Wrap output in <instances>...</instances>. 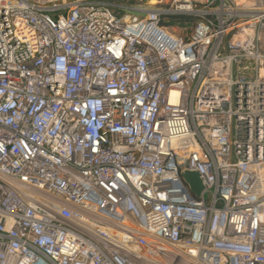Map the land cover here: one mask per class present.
<instances>
[{
    "label": "built area",
    "instance_id": "built-area-1",
    "mask_svg": "<svg viewBox=\"0 0 264 264\" xmlns=\"http://www.w3.org/2000/svg\"><path fill=\"white\" fill-rule=\"evenodd\" d=\"M160 1L0 0V264H264V0Z\"/></svg>",
    "mask_w": 264,
    "mask_h": 264
},
{
    "label": "rangeland",
    "instance_id": "rangeland-1",
    "mask_svg": "<svg viewBox=\"0 0 264 264\" xmlns=\"http://www.w3.org/2000/svg\"><path fill=\"white\" fill-rule=\"evenodd\" d=\"M112 7V10L119 16H135L140 19L144 18L148 13L168 7L165 2L160 0H105ZM166 21L168 18L165 19ZM192 26H173L167 28L168 32L174 36L187 37L192 32ZM264 48V43H263Z\"/></svg>",
    "mask_w": 264,
    "mask_h": 264
},
{
    "label": "trees",
    "instance_id": "trees-1",
    "mask_svg": "<svg viewBox=\"0 0 264 264\" xmlns=\"http://www.w3.org/2000/svg\"><path fill=\"white\" fill-rule=\"evenodd\" d=\"M168 18L166 21L165 19ZM195 18L186 17V16H165L161 19L160 25L165 28L173 27V26H194Z\"/></svg>",
    "mask_w": 264,
    "mask_h": 264
},
{
    "label": "water",
    "instance_id": "water-1",
    "mask_svg": "<svg viewBox=\"0 0 264 264\" xmlns=\"http://www.w3.org/2000/svg\"><path fill=\"white\" fill-rule=\"evenodd\" d=\"M182 179L189 186L192 194L199 198L203 191V186L199 176L196 173L184 172L182 174Z\"/></svg>",
    "mask_w": 264,
    "mask_h": 264
}]
</instances>
